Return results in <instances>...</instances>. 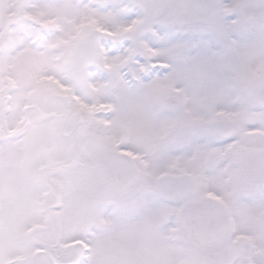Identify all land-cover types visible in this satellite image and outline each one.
<instances>
[{"label": "snow or ice", "instance_id": "6c2138e0", "mask_svg": "<svg viewBox=\"0 0 264 264\" xmlns=\"http://www.w3.org/2000/svg\"><path fill=\"white\" fill-rule=\"evenodd\" d=\"M0 264H264V0H0Z\"/></svg>", "mask_w": 264, "mask_h": 264}]
</instances>
